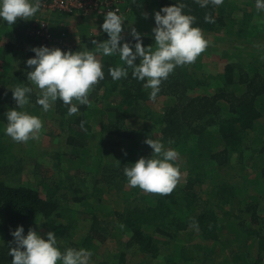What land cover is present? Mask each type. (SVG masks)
<instances>
[{
	"label": "trees",
	"instance_id": "trees-1",
	"mask_svg": "<svg viewBox=\"0 0 264 264\" xmlns=\"http://www.w3.org/2000/svg\"><path fill=\"white\" fill-rule=\"evenodd\" d=\"M146 2L123 0L127 23L149 21L176 0H152L150 18L132 16ZM184 3L196 26L216 41L163 81L159 108L131 70L126 79L113 81L109 68L122 64L113 55L100 57L105 78L90 92V105L68 116V106L57 100L43 112L36 103L40 90L27 81L32 68L26 61L42 45L30 33L37 17L11 26L0 21V264H11V231L19 225L25 235L39 226L56 229L62 250L94 253L119 235L114 264H124L129 252L141 255L139 264H264V12L257 11L255 0H224L206 8L194 0ZM205 15L215 23H206ZM53 22L55 36L65 34L73 52L94 51L93 39L108 38L103 31ZM131 29L124 37L134 45ZM139 33L144 46L155 47L152 32ZM218 49L227 60L214 75L206 64ZM18 85L33 88L26 110L42 119L40 135L59 144L51 151L40 149L37 140L18 143L4 134L5 113L17 107L11 89ZM151 129L165 148L186 159L180 182L167 196L130 187L123 171L152 156L144 142L152 138ZM25 153L32 163H23ZM97 200L115 205L104 210ZM185 236L200 241L182 244Z\"/></svg>",
	"mask_w": 264,
	"mask_h": 264
},
{
	"label": "clouds",
	"instance_id": "clouds-1",
	"mask_svg": "<svg viewBox=\"0 0 264 264\" xmlns=\"http://www.w3.org/2000/svg\"><path fill=\"white\" fill-rule=\"evenodd\" d=\"M194 2L206 8L209 5L219 7L224 0ZM255 5L258 12H264V0H255ZM186 7L184 0H176L174 4L163 6L154 13V48L143 45L141 33L134 27L130 33L134 45L125 39L123 33L126 19L118 14V10L104 14L100 28L107 33L108 38L100 42L93 39L94 51L73 52L44 45L33 47L35 55L27 59L26 64L32 68L27 73V81L40 90L36 103L46 113L60 100L68 106V116L76 115L79 112L78 106L90 105V92L105 78L100 57L113 55H119L122 62L121 65L109 68L113 81L126 79L131 70L134 79L144 81V88L151 89L149 98L155 101L163 81L177 67L195 63L210 44L203 30L196 26V16L186 12ZM41 8L42 0H0V21L11 26L17 19H32ZM143 15L147 18L148 14ZM204 19L206 23H215L211 15H205ZM11 90L17 107L5 113L4 134L18 143L38 140L44 128L43 121L26 110L33 88L18 85ZM144 142L153 150V154L150 158L141 157L124 168L127 183L132 188L138 187L145 192L167 196L181 180L177 163L179 152L174 148H165L159 139L148 137ZM11 235L14 238L9 246L11 264H91V250H62L52 231L47 232L45 238L29 228L25 235L23 225H19L11 231Z\"/></svg>",
	"mask_w": 264,
	"mask_h": 264
},
{
	"label": "rangeland",
	"instance_id": "rangeland-1",
	"mask_svg": "<svg viewBox=\"0 0 264 264\" xmlns=\"http://www.w3.org/2000/svg\"><path fill=\"white\" fill-rule=\"evenodd\" d=\"M143 1V0H142ZM152 0H147V4L146 5H142L140 6L142 9L138 10V8H133L135 9L134 13L132 14V16L134 17H139V16H144L143 13H147V18H150L149 16V6L151 5ZM137 9V10H136ZM62 16H64V21H62L63 25L61 24V26L63 27H67L70 29L75 28L76 26L80 25V26H84L82 28H84L85 30H90L89 32H100L102 31L100 28V25L103 23L104 17L100 18L97 17V20H79V18L77 17V15H64L61 14ZM123 16L125 17V15L123 14ZM126 19V18H125ZM127 21V20H126ZM125 21V31L123 33V35H127L129 33V29L130 28H135L138 32H152V29L155 27V21L154 18L150 19L149 21L145 20L142 23H138L137 24V20L136 19H130L129 23H127ZM81 32V30H80ZM205 37L210 41V45L212 43H214V41H216V36L213 34H207L205 35ZM221 48H225V45L221 46ZM226 49H229L228 47H226ZM222 51L220 49L217 50V53L211 54L208 56L207 58V64H206V70L208 68V71H210L212 74H217L220 70H221V66L226 62V58L222 57ZM152 105H154L156 108H159V106L163 103V99L162 98H158L156 99L154 102H151ZM96 122V121H95ZM142 124V122H141ZM151 124V123H150ZM152 126V125H151ZM94 129L95 130H99V125L97 124V122L94 124ZM152 131V138L153 139H159L160 138V134L157 130L151 129ZM37 145L40 149H47L49 151H51V148L55 147V146H59V144L57 143V141H55L54 139L50 138V137H45V135H40L39 139L37 140ZM27 147V146H26ZM26 157L23 159V163L24 164H29L30 162L32 163V159H30V156H28L27 153H25ZM177 163L179 164V167L181 169H185V164H186V159L184 158V156L182 154L179 153V158ZM185 163V164H184ZM55 173V172H53ZM123 201V200H122ZM97 202V206H99V208H102L104 210H108L112 207V205H115V203L109 202V201H102L100 204H98V200ZM95 202V203H96ZM124 202V201H123ZM120 204V203H119ZM122 205V204H120ZM61 225V224H58ZM48 226H39L37 227V232L40 233L42 236H45L46 238V233L49 232L48 230ZM56 229L51 228L50 231L54 232ZM84 228H82V230H80L79 228V232L83 231ZM55 235L57 236L58 240H60L61 236H58V233H55ZM121 238V237H120ZM119 235H117V237L115 238V240H119ZM114 239L112 241H109L105 247H107V249L104 250V247H100L98 249L95 250V252L93 253V256L91 258V264H101L100 262L103 260H106L107 262H109L110 264H114V260H113V247H117L118 245H116V243ZM199 239H193V237L190 236H185L184 238L182 237L181 243L182 244H189V245H193L192 247H194V245H196L197 243H199ZM112 249H111V248ZM119 247V246H118ZM82 248V247H81ZM98 251V252H97ZM103 251H104V255H103ZM115 254V253H114ZM141 255L137 254V257L140 258ZM137 257L132 254L131 252H129L127 254V259L125 261L124 264H136V262H138ZM123 264V263H121ZM139 264V262H138ZM143 264V263H142Z\"/></svg>",
	"mask_w": 264,
	"mask_h": 264
},
{
	"label": "built area",
	"instance_id": "built-area-1",
	"mask_svg": "<svg viewBox=\"0 0 264 264\" xmlns=\"http://www.w3.org/2000/svg\"><path fill=\"white\" fill-rule=\"evenodd\" d=\"M122 2L123 0H42L41 9L51 12H65L84 18H102L110 10H118V14L123 15ZM30 33L39 36L44 46L58 47L63 50L72 48V44L65 34L55 36L49 20L44 17L34 19Z\"/></svg>",
	"mask_w": 264,
	"mask_h": 264
},
{
	"label": "crops",
	"instance_id": "crops-1",
	"mask_svg": "<svg viewBox=\"0 0 264 264\" xmlns=\"http://www.w3.org/2000/svg\"><path fill=\"white\" fill-rule=\"evenodd\" d=\"M59 12H51V11H47V10H40L34 17H44L45 19L49 20L50 23H54L53 20H55L57 23H62V20H64L63 18H60V14H58ZM70 15V14H68ZM67 16V14H66ZM33 17V18H34ZM77 17L79 18V20H97V17H89V18H82L80 16L77 15ZM61 21V22H58ZM80 26V25H79ZM78 27V26H76Z\"/></svg>",
	"mask_w": 264,
	"mask_h": 264
}]
</instances>
